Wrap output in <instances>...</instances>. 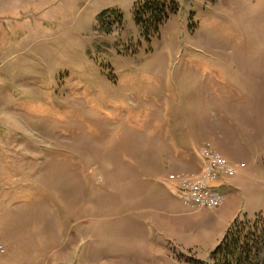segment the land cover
I'll use <instances>...</instances> for the list:
<instances>
[{"label": "rangeland", "instance_id": "374dc122", "mask_svg": "<svg viewBox=\"0 0 264 264\" xmlns=\"http://www.w3.org/2000/svg\"><path fill=\"white\" fill-rule=\"evenodd\" d=\"M143 1L0 0V264H208L222 219L264 222V136L229 149L256 151L247 170L200 135L223 114L264 134V0H172L154 35ZM204 144L235 169L232 202L186 208L170 178L198 176Z\"/></svg>", "mask_w": 264, "mask_h": 264}, {"label": "crops", "instance_id": "0c3cea01", "mask_svg": "<svg viewBox=\"0 0 264 264\" xmlns=\"http://www.w3.org/2000/svg\"><path fill=\"white\" fill-rule=\"evenodd\" d=\"M205 75L207 77H213L214 76L213 74H207V73ZM219 79L221 80L222 77L219 78ZM222 81L223 82L220 83L221 86L225 87L228 90V92H225L223 94H228V95L234 97L235 99H240V98L244 97V95H243V93L241 91H239L238 89H236L235 87H233L230 84H228V86H227L226 82L224 80H222ZM260 91H261V94H260V97L256 99L257 101H256V103L254 105L253 113H254V117H256L258 119L259 123L262 125V127H264V91H262V90H260ZM212 94L210 93V95L206 96L204 103H207L208 108L213 109L212 113H215V110H217L219 112L222 111L221 108L217 107L216 104H215V101L218 103V101H217L218 98L216 97V99H215V93H212ZM223 99H225V98H223ZM223 99H220V100H223ZM217 120H218V124H217V122L216 123L213 122L212 126L210 128L208 127V125H206L208 128H206L203 131V133L200 132V135H203V136L207 137L208 139L209 138L212 139L213 142L217 141V148L219 149V151L222 152V154H224V155H226V156H228V157H230V158H232V159H234L236 161L239 160V161H243L245 163L247 161L248 164H249V165H247V163H246V165H247L246 169L247 170H249V167L250 168H252V167L256 168V166H255L257 164L256 163V161H257L256 159H259L258 155H255L256 151H253L254 152V154H253L252 150L250 148H248V153H247L248 158L247 159H245V157H244L245 155H242L244 158L239 156V154L235 155V151L237 153L241 148L242 149L246 148L245 145H242L243 144L242 141L246 140V139L248 140L247 142H249L252 146L254 144H257V143L261 144L260 143L261 142L260 138L262 140V137L264 136V134L263 135L255 134L250 129H253L256 126L253 125V124L248 123L245 119H240L239 121H236L233 117L232 118L226 117L223 114V116L222 115L219 116ZM203 122H204L203 123V129H204V126H205L206 123H205V121H203ZM215 127H216V129H215ZM217 127H218V129H217ZM247 127H248V129H247ZM253 134L256 135L255 139L253 137H251L250 140H249L248 137L250 135H253ZM212 140H210V141H212ZM247 142H246V144H247ZM237 147H239V149H237ZM230 148H233L234 150L235 149L236 150L235 151H231V150H229ZM253 149H255V147ZM262 164L264 165V159H263ZM261 167H262V169L258 170V172H260V174H259L260 178L259 179L261 180V182L264 185V168H263L262 165H261ZM226 179L227 178L219 177L218 178V183H217L215 188L219 192L221 191V193L223 194L224 202L227 201V203H231L232 201L230 199V195L228 193H226V192H228L229 189H231V187L234 188L236 186L232 184L233 182H228ZM166 190H165L166 192L169 191L167 188H166ZM224 190H226V192H224ZM174 193H175V191H173V189L170 187V192H168V194H171L172 196H175ZM231 195L233 196V193ZM161 197H162V195H160V197L157 198V199L160 200V199H162ZM226 206L229 208L228 205H226ZM226 206H224V207H226ZM169 208H170V206H169ZM211 215L213 217L216 216L215 213L214 214L211 213ZM218 217H220V216H218ZM220 219H221V217H220ZM147 220L151 221L153 224L155 223V220L158 221V219L154 218V216L147 218L146 221ZM167 220H168V218H167ZM222 220L226 224H230L232 222L233 223L236 222L238 219H232L231 216H228V217H226V220H224V219H222ZM181 223L182 222L175 223L174 220L169 219L168 222L166 221L164 223V225H165L164 227H169V226L173 227L174 224H181ZM183 223H184V221H183ZM183 223L181 224L182 226H183ZM165 240L170 242V240L168 238H166ZM151 242L148 239H147V241L146 240L144 241V250L146 251L147 254L148 253H154V248H155L154 245L157 243V241L152 238V234H151ZM148 244H149V246H148ZM169 250L170 249H168L167 251H169ZM181 252L183 253L184 251H181ZM155 254L156 253H154V258L152 260H148V258H147V260H145L144 262L146 264H154V261L156 260L158 263H162L163 264L162 260L160 261L156 257ZM129 257L130 256H128V259H129ZM129 262L133 263L132 260H129Z\"/></svg>", "mask_w": 264, "mask_h": 264}, {"label": "trees", "instance_id": "16d2710c", "mask_svg": "<svg viewBox=\"0 0 264 264\" xmlns=\"http://www.w3.org/2000/svg\"><path fill=\"white\" fill-rule=\"evenodd\" d=\"M176 11L177 5L172 0L163 3L160 0H144L134 9V22L143 34L151 28L150 33L154 35L167 19V12L170 15ZM259 220L244 218L240 223L235 222L211 254L208 264H264V222Z\"/></svg>", "mask_w": 264, "mask_h": 264}, {"label": "built area", "instance_id": "2783aa9c", "mask_svg": "<svg viewBox=\"0 0 264 264\" xmlns=\"http://www.w3.org/2000/svg\"><path fill=\"white\" fill-rule=\"evenodd\" d=\"M197 158L200 165L198 176L186 174L181 177L176 174L173 178L169 177L175 181L174 195L186 208H217L221 205L223 197L218 190L210 187V183L221 176L234 175L235 169L208 144L200 147Z\"/></svg>", "mask_w": 264, "mask_h": 264}]
</instances>
